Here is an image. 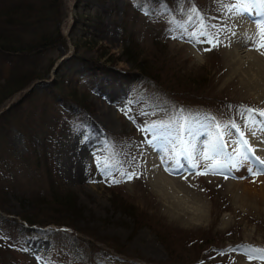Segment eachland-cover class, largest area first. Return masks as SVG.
<instances>
[{
  "label": "rangeland",
  "instance_id": "1",
  "mask_svg": "<svg viewBox=\"0 0 264 264\" xmlns=\"http://www.w3.org/2000/svg\"><path fill=\"white\" fill-rule=\"evenodd\" d=\"M232 2L82 0L89 11L77 15L76 1L63 0L61 33L66 37L75 18L83 20L87 28L80 25L77 30L92 34L85 35L86 39L78 43L82 58L97 61L105 67V73L100 76L98 72L94 77L87 73L77 75L64 85L65 93L74 89L86 93L92 107L87 114L69 116L61 104L45 106L39 95L55 78V66L73 53L70 43L67 49L59 47L39 61L43 66L56 60L43 79L31 84L34 99L9 115L7 134L0 137V184L11 189L7 212H0L1 262L10 259L13 264H190L193 261L264 264L259 258L261 254L251 251L264 249V174L254 178L248 168L256 170L260 167L258 163L255 160L245 163L233 151L240 147L243 153L252 156L242 145L234 143L239 139L235 129L230 126L225 129V141H233L226 151L241 160V168L225 166L219 174L200 175L207 162L199 157L195 160L198 167L182 172H169L164 166L160 168L168 180L164 189L155 183V176L149 173L144 159L146 150L157 141L183 152L179 143L181 135L190 145L195 144L199 152L207 144L206 137L216 134L214 124L230 125L232 121L243 131L249 144H254L250 146L256 150L255 156L261 158L257 150L264 146V121L257 116L256 120L261 122L252 126L241 113L245 108L264 110V80L259 76L257 81L253 78L255 83H249L247 78L249 68L252 72H255L252 67L264 68V55L255 50L249 35L235 39L234 23L243 17L228 11ZM93 8L101 11L95 31L89 26ZM193 9L199 17L193 14ZM201 24L205 25L203 29ZM202 30L205 35H200ZM126 32L134 34L138 45L135 50L167 59L166 71L176 74L178 94L166 92L158 97L153 84L147 83L141 71L125 56ZM192 33H196L195 38ZM206 36L218 41V46L209 44ZM154 37H159L165 45L163 52L159 53L153 45ZM246 42L251 44L250 52L256 58L251 64L243 62L241 68L233 62L231 50H248ZM2 64L0 59V67ZM3 80L0 75V83ZM24 92L19 91L3 102L0 111ZM185 121L190 130L181 133L180 125ZM30 130L34 131L33 142L37 144L32 149L28 140ZM196 133L202 134V141L192 136ZM38 160L51 163L48 165L53 167L51 177L56 186L75 197L81 219L74 229L38 226L48 212H39L37 225L32 227L17 218L28 211L32 192L48 193V176L43 166H35ZM83 231L92 241L93 247L87 249L89 253L81 241L87 240L82 236ZM164 237H168L171 246L163 242ZM189 240H194L198 248ZM94 252L97 257L91 260L89 256ZM173 252L178 253L174 257L178 255L179 260L173 258Z\"/></svg>",
  "mask_w": 264,
  "mask_h": 264
},
{
  "label": "trees",
  "instance_id": "2",
  "mask_svg": "<svg viewBox=\"0 0 264 264\" xmlns=\"http://www.w3.org/2000/svg\"><path fill=\"white\" fill-rule=\"evenodd\" d=\"M75 1L77 15L89 11L82 0ZM63 11V0H0V59L3 61L0 67L2 68L0 69V75L4 77L3 83H0V105L9 100L15 93L25 90L16 102L0 113V137L7 134L5 128L10 121L9 115L12 111L18 110V107L24 102L34 99L35 90L33 87L29 89L31 84L43 79L53 69L56 60L44 63L43 66L40 64L39 61L43 55L56 51L59 47L67 49L69 43L73 47V53L56 66L54 70L55 78L50 82L47 90L39 95V98L42 99L44 105L46 104L45 106L49 105L51 107L50 104L52 103L63 105L69 116L87 114L92 111L86 93L78 92L76 89L65 93L64 85L68 82V79H73L77 75L83 76L87 73L94 77L100 72L101 76L105 73V67L99 66L95 60L82 58L78 43L86 37L85 35L90 36L92 34L90 33L92 31L82 34V31L77 30L80 25L87 28L83 20L80 22L79 19L75 18L66 37L61 33ZM91 17L89 26L91 30L95 31V25H97V19L101 17V11L93 8ZM80 34H82V37ZM124 34H127L126 39L128 41L127 47H125L127 60L141 71L147 83L153 84L152 89L158 97L164 96L166 92L178 94L180 86L176 80V74L166 71L167 59L156 58L155 56L158 55L156 53L152 56L151 53L146 55L140 50H135L134 47L138 45L134 42V34L132 32ZM153 45L159 53L163 52L165 45L161 44L159 37L153 38ZM5 63L11 67L9 68ZM3 68H6V70L4 71ZM174 79L175 81H173ZM152 131L153 129L150 130L149 134ZM34 138V131L30 130L28 140L31 149L33 146L34 148L37 146L33 142ZM27 161L28 159H26ZM30 163L27 164L29 167ZM48 164L51 163L45 160H38L37 165L35 164L36 167L38 165L43 166L44 174L48 176V193L45 195L43 192H32L29 196L28 211H23L17 218L32 227L37 225L39 212H48L38 226L55 225L74 229V226L81 219V212L76 206L75 197L70 193L61 191L56 186L51 177V172H54L53 167ZM9 190H11L9 185L0 184V212L2 213L7 212ZM124 204L127 205L126 202ZM81 233L83 238H87V240L82 239L81 241L86 244V252L89 253L87 249L93 247L90 235L85 231ZM162 240H165L163 242L167 246H171L168 237H164ZM188 242L193 245L195 241L189 240ZM194 245L198 248L197 244ZM97 248L96 246L95 250ZM176 254L178 253H171L175 260H179L178 255L174 257ZM0 255L2 256V250ZM93 256L97 257V254L95 255L94 252V255H90L91 260ZM197 262L193 261L190 264H197ZM0 264L13 263L12 260L7 259L5 263L0 261Z\"/></svg>",
  "mask_w": 264,
  "mask_h": 264
},
{
  "label": "snow or ice",
  "instance_id": "3",
  "mask_svg": "<svg viewBox=\"0 0 264 264\" xmlns=\"http://www.w3.org/2000/svg\"><path fill=\"white\" fill-rule=\"evenodd\" d=\"M228 11L235 12L237 16H244V15H253L255 13L256 17H260L261 19H256L254 21L256 32L254 35L249 36V41L254 45L255 50L260 52L261 55H264V0H233L231 6L228 8ZM193 14L199 17V13L197 10L193 9ZM191 20V17H189ZM201 29L205 27V25H200ZM200 35H205L204 31L200 32ZM193 38H195L196 33H192ZM209 44L213 46H218V41H215L214 38H209L206 36ZM211 50V49H206ZM245 113L247 115H245ZM244 116L247 122H250L252 126L264 121V110H255L252 108H245L244 112L241 113ZM259 116L261 121H257L256 117ZM186 121L181 123L180 131L183 133L184 131H189L186 127ZM231 127L236 130V133L239 137L234 143L238 145H242L243 148L247 149L248 153H252V156L249 157L245 153L241 151L240 147L234 148L233 151L237 154V157H242L243 162L247 163L250 160H255L260 167L256 170H253L252 167L248 168V171L253 175H261L264 174V159L256 157L254 154L253 148L250 146L249 141L245 138V134L241 131L240 127L232 121L230 125H221L219 123L214 124L216 129V135L213 140L206 144L204 148L197 152L194 145H190L181 135L179 139V143L183 149V153L188 156V158L193 160V167H198L199 165L195 163L197 157L206 161L204 170L201 171L200 175H208V174H219L221 169L225 166H230L233 169L239 168L241 165V160L233 157L230 153L226 151L229 144L233 143V141H225V129L227 127ZM246 127H249V131H252V127L249 126V123L245 124ZM153 127H156L155 125ZM254 134V133H253ZM135 173L128 176V179H131ZM251 251L259 252L260 259L264 260V249H252ZM252 257H249L251 259Z\"/></svg>",
  "mask_w": 264,
  "mask_h": 264
},
{
  "label": "bare ground",
  "instance_id": "4",
  "mask_svg": "<svg viewBox=\"0 0 264 264\" xmlns=\"http://www.w3.org/2000/svg\"><path fill=\"white\" fill-rule=\"evenodd\" d=\"M234 16V15H233ZM236 16V15H235ZM247 16H253L255 18H257L255 16V13L253 12V15H247ZM243 17V20H239L237 19L236 22L234 23V28H236L235 32L233 33V35L235 36V39H243V35H249L251 36V34L255 31V23L251 22L250 18L248 17ZM245 19V20H244ZM249 19V20H248ZM235 20V19H234ZM245 22V23H244ZM242 23L245 25H242ZM227 26V25H226ZM225 27V26H224ZM230 27V26H229ZM246 29V30H245ZM232 32V31H231ZM231 36V35H230ZM233 36V38H234ZM232 37V36H231ZM246 37V36H245ZM230 38V37H229ZM246 40V39H245ZM229 41V40H228ZM234 41V40H233ZM236 41V40H235ZM240 42V41H239ZM249 42V41H248ZM248 42H246L248 44V50H239V49H230L233 53L232 57L236 63V65H238L239 67H241L244 63H252V61L256 58L254 56V54L252 52H250V45ZM233 45V44H232ZM229 51V50H228ZM246 54V55H245ZM256 54V53H255ZM257 55V54H256ZM231 57V56H230ZM258 57V56H257ZM261 58V57H259ZM232 59V60H233ZM259 60V59H258ZM261 62V61H260ZM264 62V61H263ZM234 63V64H235ZM254 64V63H253ZM256 64V63H255ZM260 64V63H259ZM230 65V64H229ZM233 66V65H232ZM231 66V67H232ZM249 65H246V67ZM264 66V64H263ZM245 67V66H244ZM245 67V68H246ZM252 67V66H251ZM242 68V67H241ZM234 69V68H233ZM244 69V68H243ZM250 71V76H247L248 78V82L249 83H255L253 78L257 81V77L259 78V76L262 77V79L264 80V68L262 66H258V67H252V69L256 72H252L251 68H249ZM238 70V69H237ZM239 71V70H238ZM247 71V70H246ZM243 72V71H242ZM237 73V72H236ZM239 74V73H238ZM236 74V75H238ZM247 74V73H246ZM245 75V74H244ZM236 79V78H235ZM244 79V78H243ZM230 81V80H229ZM242 84V83H241ZM261 84V82H260ZM248 86V85H247ZM242 87V86H241ZM261 87V86H260ZM243 88V87H242ZM242 90V89H241ZM245 90V89H244ZM259 91V90H258ZM261 93V92H260ZM255 94V93H254ZM264 94V93H263ZM242 95V94H240ZM254 96V95H253ZM259 96V95H258ZM263 96V95H262ZM249 97V96H248ZM264 102V100H262ZM254 103V102H253ZM198 132V131H197ZM201 132V130H200ZM165 134V133H163ZM197 135H192L195 136L197 139H199V141L201 140L200 137L202 136L201 133H196ZM165 137V136H164ZM215 136L213 134L208 135L205 139V142L208 144L209 142H211L213 140ZM169 138V137H168ZM157 139V138H156ZM164 140V139H163ZM168 141V140H167ZM177 141V140H176ZM202 141V140H201ZM169 142V141H168ZM172 142V141H171ZM175 142V141H174ZM90 143V142H89ZM157 144L151 145V147H149L147 151V155L144 156L145 159V163H146V167L148 168L149 173L153 174L155 177L153 178L154 181H156L155 183H157L159 186H162L164 188V186L167 184V181L165 176L162 175V167L167 166V169L169 172H177L179 170L184 171L186 169H188V167L190 168V166L193 164V160L188 158V156L186 154H184L183 152H178L175 150V148L170 145L169 143L166 142H155ZM263 143V142H262ZM193 144V143H192ZM195 145V144H194ZM206 144H203L202 146H205ZM251 146L254 144H250ZM93 146V145H92ZM156 146V147H155ZM200 148V147H199ZM204 148V147H203ZM178 149V148H177ZM195 149L197 150V147L195 146ZM202 150V149H201ZM85 151V150H84ZM182 151V150H181ZM198 151V150H197ZM256 151V150H254ZM259 155H261V159H264V146L262 145L259 150H257ZM85 154V153H84ZM257 155V154H256ZM81 156V155H80ZM198 158V157H197ZM256 162V161H255ZM241 168V167H240ZM240 170V169H239ZM243 172V170L241 171ZM162 177V178H161ZM254 178L257 176H253ZM259 178V177H258ZM256 181L258 179H255ZM174 182V181H173ZM154 185V184H153ZM155 186V185H154ZM160 187V188H162ZM169 187V186H168ZM171 187V186H170ZM173 187V186H172ZM165 189V188H164ZM169 189V188H167ZM159 190V189H156ZM155 190V191H156ZM161 190V189H160ZM170 191V190H169ZM176 191V189H175ZM172 192V190H171ZM170 192V194H171ZM158 193V192H157ZM163 193L160 191V194ZM169 193V192H168ZM177 193V192H176ZM180 194V193H179ZM178 194V195H179ZM176 195V194H174ZM177 195V196H178ZM181 195V194H180ZM179 195V197H180ZM159 196V195H158ZM246 196H248V194H246ZM250 196V195H249ZM183 197V195H182ZM251 197V196H250ZM163 198V197H162ZM174 198V197H173ZM186 198V197H184ZM255 198V197H254ZM187 200V199H186ZM250 200V199H249ZM254 200V199H253ZM257 200V199H256ZM259 200V199H258ZM257 200V202H258ZM176 201V200H175ZM189 201V200H188ZM199 201V200H198ZM238 201V200H237ZM236 201V202H237ZM164 202V201H163ZM184 203V202H183ZM201 203V202H200ZM252 203V202H251ZM190 204V203H189ZM254 204V203H253ZM173 205V204H172ZM210 205V204H209ZM248 205V204H247ZM198 206V205H197ZM205 206L206 203H205ZM200 207V206H199ZM189 208V206H188ZM250 208V207H249ZM207 209V207H206ZM191 210V209H190ZM246 213V212H245ZM185 214V213H184ZM192 214V213H191ZM257 214V213H256ZM228 215V214H227ZM252 215V214H251ZM259 215V214H258ZM189 216V214H188ZM202 217V216H201ZM259 217V216H258ZM259 219V218H258ZM186 221V220H185ZM184 221V222H185ZM190 224V223H189ZM224 224V223H223Z\"/></svg>",
  "mask_w": 264,
  "mask_h": 264
}]
</instances>
